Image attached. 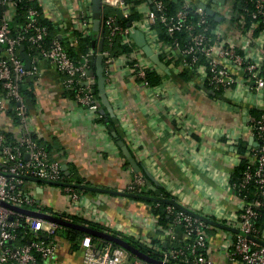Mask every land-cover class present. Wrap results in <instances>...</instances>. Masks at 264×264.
I'll return each instance as SVG.
<instances>
[{
    "label": "built area",
    "instance_id": "built-area-1",
    "mask_svg": "<svg viewBox=\"0 0 264 264\" xmlns=\"http://www.w3.org/2000/svg\"><path fill=\"white\" fill-rule=\"evenodd\" d=\"M36 1L40 8L28 7L25 22L17 25L21 0H0V113L13 111L19 127V134L12 140L6 135L11 132L0 130V264H44L46 259L54 256L56 234L63 226L17 209L39 210L43 207L36 197L31 178L64 183L63 190L73 205L83 199L81 192L64 182L60 163L51 159L50 151L33 138L39 137L28 113L22 86L29 77L37 78L38 59H46L65 75L64 86L71 93L72 101L87 111L94 122L101 116V101L94 94L97 79L90 64L91 55L97 53V43L96 51L92 50L90 55L73 56L69 52L71 48L79 47L78 32L93 34L91 0H67L64 5L68 16L57 0ZM173 1L179 3V8L172 15L167 13L163 0L141 1L135 6L141 13L140 18L123 27L113 15L104 18L105 6L117 7L128 17L133 5L128 0H102L101 28L103 32L108 28L110 39L109 47L104 46L102 51L106 83H111L116 69L122 68L129 79L149 94L159 97L166 93L163 84L166 72L132 36L133 31L140 30L168 69L195 72L194 76L206 86L221 93H235L240 101L253 99L254 104L245 108V128L239 134H232L228 129L221 131L238 149L246 134L251 135L253 143H248L243 152L238 150L243 159L242 172L236 181L230 179L229 183L240 196L242 205L237 214L226 218L241 232L233 239L226 233L214 250L210 247L212 225L184 210L176 211L170 204L166 210L174 216L173 224L169 227L160 225V228L169 233H173L175 227L180 228L183 246L161 249V260L176 261L177 264H219L215 260L217 251L229 264H264V228L260 230L256 225L264 209V0H250L252 7L244 8L243 12L236 7L238 0H224L217 9L211 8L222 18L216 24L204 8L193 4V0ZM42 15L56 29V35L49 40L50 30L41 22ZM179 33H183L182 37ZM115 36H121L130 49L118 54L111 52ZM22 44L31 57L29 68L20 55ZM154 69L163 76L157 85H151L148 78ZM254 108L262 112L252 113ZM147 186V179L134 173L126 190L140 193ZM20 236L29 240L19 243ZM134 237L144 245L158 249L148 238ZM80 243L82 264H127L132 259L122 246L112 242L97 244L88 234ZM135 259L140 264L141 260Z\"/></svg>",
    "mask_w": 264,
    "mask_h": 264
},
{
    "label": "crops",
    "instance_id": "crops-1",
    "mask_svg": "<svg viewBox=\"0 0 264 264\" xmlns=\"http://www.w3.org/2000/svg\"><path fill=\"white\" fill-rule=\"evenodd\" d=\"M66 1L57 0L68 16ZM193 1L199 7L217 9L224 0ZM105 9L119 11L114 6H105ZM221 21L222 18L218 22ZM226 25L229 27L228 23ZM262 49L264 51V44ZM38 68L37 78L29 77L23 85L28 91L25 96L28 113L37 136L49 146L51 159L60 163L67 176L74 174L82 180L79 184L106 189L78 188L83 199L73 205L62 185L31 181L37 199L48 208V213H65L85 220L86 223L75 222L84 225L99 223L119 236L146 237L157 251L183 239L178 227L173 233L161 230V224L152 213V199L127 195L129 180L140 171L130 162L126 163L129 160L118 145L120 138L112 133L113 127L122 134L140 169L142 167L157 181L150 183L153 193L149 196L156 197L157 190L163 191L193 212L230 227L212 225L215 227L209 230L212 249L221 244L226 233L233 239L241 232L227 222L226 216L237 214L242 205L240 196L229 183L231 174L243 159L231 138L221 131L228 129L232 134H239L247 120L245 108L254 104L253 99L240 101L235 93H221L206 86L194 76L195 72L185 76L175 69L164 70L166 93L155 97L118 68L112 82L106 83L117 129L110 124L112 117L108 112L105 121L115 141L105 123H95L87 111L72 101L71 93L64 86L63 73L43 58L38 59ZM102 108L100 114H103ZM0 130L11 132L13 136L19 134L13 111L0 113ZM244 140L253 143L250 134H246ZM67 228L70 227L58 230L54 256L44 264H82V236L72 237ZM131 258L127 264H136V257ZM215 260L229 264L217 251ZM140 264L146 263L141 260Z\"/></svg>",
    "mask_w": 264,
    "mask_h": 264
},
{
    "label": "trees",
    "instance_id": "trees-1",
    "mask_svg": "<svg viewBox=\"0 0 264 264\" xmlns=\"http://www.w3.org/2000/svg\"><path fill=\"white\" fill-rule=\"evenodd\" d=\"M133 6H132V9L129 13V16L126 17V16H121L119 15L116 10H108V9H105L104 10V18H107L109 15H113L114 17H116L117 21H118V24H120L121 26L123 27H126V25H128L129 23H132L133 21L137 20L140 18L141 16V13L138 11L137 8H135V6H137L141 1L143 0H128ZM164 3H165V6H166V11L168 14L172 15L173 13H175V11L179 8V3H176L174 2L173 0H163ZM240 1V2H239ZM38 7L40 8L39 4L37 3L36 0H21V2L19 3V14L17 16V20H16V23L17 25L21 24V23H24L26 18H27V9L28 7ZM236 7L237 9H239L238 11L239 12H243L244 11V8H251V4H250V0H238V2H236ZM210 18H211V21L213 24H216L218 22V20L212 16V15H209ZM41 19V22L43 24H46L48 27H49V36L47 38V40H49L51 37L55 36L56 35V29H55V26L52 24V22L46 18V17H42L40 18ZM246 21L247 23L250 22V17L249 15H247L246 17ZM164 31V29H163ZM182 34L183 33H179L178 36L179 37H182ZM78 35H79V47L77 49H73L71 48L69 50V52L71 53V55L73 56H79L80 54H89L92 52V50L95 52L96 51V45H94L93 41L95 39H97V36H98V32L96 30H93V34H90V35H86V34H83V32H78ZM170 39V38H168ZM109 31H108V28H105L104 29V46L105 47H109ZM27 47H29V44L28 43H25ZM111 48V52H113L114 54H118V53H122V52H126L127 50H129L130 48L126 45V43H124L121 39V36H115L113 37V45ZM162 57V56H161ZM163 58V57H162ZM90 64H91V68L93 69L95 75H96V79H97V74H96V62L95 60L91 59L90 58ZM180 74L181 75H185L186 74H189V71L188 70H182L180 71ZM167 76V74H165ZM148 78L150 80V83L151 85H157L159 83L162 82V79H163V76L161 75V72L158 71L157 69H154V71H151L149 72L148 74ZM97 85V83H96ZM22 92L24 93L25 96H27L28 94V91L27 89L25 88V86H22ZM94 94L100 99V96L98 94V92H94ZM262 112V110L260 109H256L254 108L252 110V113H260ZM101 116L97 119L98 121L100 122H103L106 124V121H105V118L109 115H103V114H100ZM110 124L112 126L115 125V121H114V118L112 117L110 120H109ZM108 128V126H107ZM115 129L116 128V125L114 126ZM108 131H109V134L111 137L114 138V140L116 141V137L117 138H120L122 139L123 136L122 134L119 133L118 130H116V137H114L111 133V131L109 130L108 128ZM8 139L12 140L13 138V135L11 133H6ZM33 138L41 145H43L44 147H46L48 150H49V146H47V144L40 138H37L36 136H33ZM248 143L247 142H242L240 145H239V150L240 152H243L246 145ZM129 161H127L126 163L129 165L128 163ZM243 168V161L240 165V167H238L235 172H233L231 174V181H236L238 179V177L241 175V170ZM139 174L143 175L147 181H148V186L146 187V189H144L142 192L140 193H135V194H139V195H147L149 196V194H152L153 193V190L150 188V183L153 182L151 177L149 176V174L146 172V170L140 169V172H138ZM64 182L65 183H68V184H79V183H82V180H80L79 178L75 177V175L73 174H70V176H67L65 173H64ZM154 183V182H153ZM76 188V187H75ZM76 190H78L79 192H81L78 188H76ZM127 193H129L128 190H126ZM156 197H159V198H170L169 195L167 194H164V195H160L157 193V196ZM150 203H152V213L157 217L158 219V223L161 224L163 227H169L173 224V220H174V216L170 213L167 212L166 210V207L168 205H170V203H167L163 200H159V199H152L150 200ZM174 209L176 211L178 210H184L180 207H177L173 204H171ZM40 211H43V212H49L48 208L47 207H40L39 208ZM186 211V210H184ZM187 212V211H186ZM51 214L53 215H56V216H59V217H62V218H65L69 221H73V222H80V223H86L85 220H82L80 218H77V217H74V216H70V215H67L65 213H57V212H50ZM203 220V219H202ZM89 225L95 229H99V230H104V231H109L106 227H103V225L99 224V223H95V222H88ZM209 224V223H208ZM211 225V224H210ZM256 225L257 227L262 230L264 228V209L262 210L259 218L257 219L256 221ZM212 228H215V227H212L211 226V229ZM68 231L71 233V236L72 237H78V236H84L86 235L84 232H81L80 230H77V229H72V228H67ZM115 233V232H114ZM121 235V234H120ZM121 237H123L124 239H126L127 241H129L131 244H133L134 246L140 248L142 251L146 252L147 254H149L150 256L154 257V258H157V259H162V254L160 253V251H157L147 245H144L143 243L137 241L135 238L133 237H130V236H127V235H121ZM93 240L97 243V244H102V243H107L109 241L103 239V238H98V237H94L92 236ZM19 240V243H25L26 241L29 240L28 237H22L20 236V238L18 239ZM114 245H117L116 243H113ZM163 245V244H161ZM183 246L182 245V241H179L178 243H175L173 246H168V247H164L162 246L164 249H167V248H176V247H181ZM130 253V252H129ZM130 255L132 257H136L138 258L137 256H135L134 254L130 253ZM146 264H151V263H147L145 262ZM170 263L172 264H177L176 261H170Z\"/></svg>",
    "mask_w": 264,
    "mask_h": 264
},
{
    "label": "water",
    "instance_id": "water-1",
    "mask_svg": "<svg viewBox=\"0 0 264 264\" xmlns=\"http://www.w3.org/2000/svg\"><path fill=\"white\" fill-rule=\"evenodd\" d=\"M221 1H223V0H221ZM91 3H92L93 18H94L93 28H94V30L99 32L102 29L101 28L102 18H103L102 0H91ZM202 6L209 15L214 16L218 21H220L221 16L217 15L213 9L207 7L206 5H202ZM118 13H119V15L122 16L121 10H119ZM132 36L134 37L136 43L143 48L144 52L152 59L153 62H155L159 67L166 70L167 72L169 71L166 63H164L161 60L160 56L152 50L151 46L147 43V41L144 37V34L140 30L133 31ZM93 43H94V45L97 43V46H98L97 47V53L91 55V59L95 60V62H96L97 85H96L94 91L98 92V94L100 96L101 105L103 106V108L101 109V112L103 114H105L106 116L109 114L111 117H114L115 113H114V109L112 107V104H111L110 99H109L108 94H107L106 77L104 75L103 53H102V51L104 49V32H103V29L100 33V37H99L98 41L95 39L93 41ZM20 51H21V53H20L21 58L26 63L27 68H29L30 64H31V57L28 54V52L25 50L24 44H22L20 46ZM107 112H108V114H107ZM106 120H108V116L106 117ZM111 130H112L113 135L117 136L113 127H111ZM117 142H118V145L122 148L123 152L125 153L127 159L129 160V162L133 166V168L136 171H140L139 164L137 163L135 158L132 156V153L129 150L128 146L125 144V142L122 139H118ZM66 173H68V171H66ZM149 176H150V174H149ZM150 177L153 180V182L156 184L157 181L155 180V178L154 177L152 178V176H150ZM31 180H33L34 182H48L51 184L65 185L64 183H61V182L46 181V180L37 179V178H31ZM72 185L74 187L80 188V189H91V190L106 191V189H102V188H98V187H94V186H89V185H84V184H72ZM157 193L160 195H164V192L160 191V190H157ZM127 195L132 196V197H137V198H144V199L163 200L167 203H170V204H173L177 207H180V208L186 210L187 212H189L193 215L199 216L206 223H209L213 226L222 227V228H230V227L226 226L225 224L220 223L219 221L213 220L209 217H206L204 215H200V214L193 212L192 210L186 208L185 206L180 204L178 201H176V199L174 197H172V198H166V197L165 198H159V197H152V196H146V195H139V194H135V193H128ZM15 208H17V207H15ZM17 209L20 211H23L27 214L38 216V217H41L45 220L55 222L59 225L80 230V231L84 232L85 234H88V235H91L94 237H98V238H103L109 242L116 243L117 245L122 246L123 248L128 250L130 253L134 254L139 259H141L147 263H151V264H172V263L164 262L161 259H157V258L150 256L146 252L142 251L140 248L131 244L129 241H127L123 237L116 235L112 232L95 229L89 225L75 223V222L69 221L65 218H62V217H59V216H56V215H53V214H50L47 212H43V211L30 210V209H24V208H17Z\"/></svg>",
    "mask_w": 264,
    "mask_h": 264
}]
</instances>
